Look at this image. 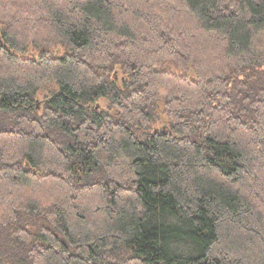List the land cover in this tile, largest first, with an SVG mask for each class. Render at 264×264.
<instances>
[{
  "label": "trees",
  "instance_id": "1",
  "mask_svg": "<svg viewBox=\"0 0 264 264\" xmlns=\"http://www.w3.org/2000/svg\"><path fill=\"white\" fill-rule=\"evenodd\" d=\"M0 264H264V0H0Z\"/></svg>",
  "mask_w": 264,
  "mask_h": 264
},
{
  "label": "rangeland",
  "instance_id": "2",
  "mask_svg": "<svg viewBox=\"0 0 264 264\" xmlns=\"http://www.w3.org/2000/svg\"><path fill=\"white\" fill-rule=\"evenodd\" d=\"M31 53L35 54V52L33 50L31 51ZM169 67L172 68V69L174 68L173 66H169ZM101 105L104 106L105 105V101H101Z\"/></svg>",
  "mask_w": 264,
  "mask_h": 264
}]
</instances>
